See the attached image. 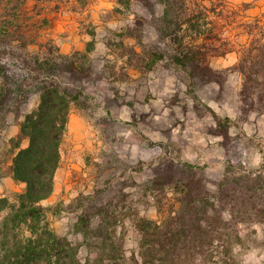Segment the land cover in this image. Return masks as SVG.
<instances>
[{
  "label": "rangeland",
  "instance_id": "1",
  "mask_svg": "<svg viewBox=\"0 0 264 264\" xmlns=\"http://www.w3.org/2000/svg\"><path fill=\"white\" fill-rule=\"evenodd\" d=\"M19 2L15 11L12 0H0L4 27L17 13L16 24L36 42L51 44L63 55L85 54L91 70L81 79L67 72L60 77L62 85L71 83L82 94L70 107L53 191L39 202L44 217L32 227L9 230L10 242L51 230L78 245L87 262L99 239L92 234L85 240L81 216L101 207L100 215L85 222L91 227L102 222L111 235L105 253L121 247L122 264H130L139 249L136 216L161 218L149 189L159 163L200 165L211 188L227 161L247 170L261 166L264 114L245 111L238 66L245 58L254 61L264 45V0H180L171 5L176 8L166 21L165 0ZM180 51L196 53L199 72L192 75L193 66L175 63L172 57ZM39 103L40 95L32 94L19 114L0 118V199L15 202L26 188L13 178L11 165L28 146L23 139L16 147L21 123ZM226 119L225 147L216 126ZM174 194L167 192L162 211ZM6 215L7 210L0 211V236ZM242 237L243 244L233 246L231 264H261L264 249L252 241L261 238L260 231L254 236L252 228H244ZM208 254L200 264H224L215 261V249Z\"/></svg>",
  "mask_w": 264,
  "mask_h": 264
},
{
  "label": "trees",
  "instance_id": "2",
  "mask_svg": "<svg viewBox=\"0 0 264 264\" xmlns=\"http://www.w3.org/2000/svg\"><path fill=\"white\" fill-rule=\"evenodd\" d=\"M19 1L12 0L11 10H20ZM179 3L180 0H165V21L173 8L171 5ZM16 14L12 16L14 21H9L10 27H4L0 21V118L19 114L32 94L40 95V103L21 123L16 147L23 139L28 140V146L16 153L11 165L13 178L25 183L26 188L15 202L0 199V211L7 210L1 228L4 250L0 252V264H122L125 258L121 247L105 253L111 235L104 232L102 222L94 227L85 222L91 216L100 215L101 207L96 213L88 211L81 216L83 227L80 229L85 240L92 234L91 237L99 239L94 253L87 255L88 261L84 263L79 246L51 230L45 229L38 238L15 236L14 242L7 238L9 230L32 227L44 217L39 202L53 191L59 146L70 107L79 102L82 94L71 83L62 85L60 77L67 72L71 79H81L91 70L85 54L63 55L51 44L36 42L16 24L19 18ZM31 46L38 49H30ZM172 58L183 68L193 66L189 70L192 75L200 70L193 51H180ZM248 60L245 58L238 66L244 76L245 111L264 114V45L254 61ZM228 128L227 119L216 126L225 147ZM153 174L149 189L155 196L161 218L136 216L133 226L140 237L139 249L131 255L130 264H200L213 249L215 261L231 264L233 246L243 244L244 228H252L254 236L260 231L261 238L252 241L264 249V161L254 170L242 168L240 162L227 161L221 178L212 188L207 186L203 167L189 162L163 161ZM168 191L175 193L174 199L167 211H162Z\"/></svg>",
  "mask_w": 264,
  "mask_h": 264
}]
</instances>
